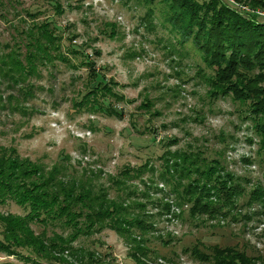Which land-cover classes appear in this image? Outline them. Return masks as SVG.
Here are the masks:
<instances>
[{
	"label": "rangeland",
	"instance_id": "1",
	"mask_svg": "<svg viewBox=\"0 0 264 264\" xmlns=\"http://www.w3.org/2000/svg\"><path fill=\"white\" fill-rule=\"evenodd\" d=\"M173 1L0 0V55L24 59L29 29L42 22L60 37L46 48L52 60L37 62L20 86L0 77V146L45 171L60 166L121 205V218L139 222L91 228L70 242L82 256L65 257L71 264H264V107L256 101L264 61L244 74L253 77L248 98L221 91L217 65L184 36L189 11L180 18ZM220 1L264 23V0ZM91 67L97 80L88 78ZM97 82L106 84L98 87L102 109L91 111L83 96ZM29 87L31 96H21ZM109 107L121 116L108 115ZM202 182V201L214 212L192 210ZM223 184L235 190L233 202ZM26 211L0 204V215ZM84 213L76 218L82 228L91 221ZM0 264L25 263L0 253Z\"/></svg>",
	"mask_w": 264,
	"mask_h": 264
},
{
	"label": "trees",
	"instance_id": "2",
	"mask_svg": "<svg viewBox=\"0 0 264 264\" xmlns=\"http://www.w3.org/2000/svg\"><path fill=\"white\" fill-rule=\"evenodd\" d=\"M173 2L179 6L175 9L181 13L180 18L187 19L182 14L187 15L185 10L189 11V21H187L189 25H185L187 28L184 29V36L187 37L188 34L204 58L210 59L204 60L205 62L217 65L215 84L221 91L230 88L231 92L239 94V98L244 100L243 95L248 98L251 93L245 82H251L253 77L247 78L244 74L264 61V23L258 22L254 16L242 17L235 11L228 10L220 0H174ZM49 26H51L50 22L46 21L33 25L29 29L30 40L25 46V49L29 51L24 59H19V56L15 59V55L10 53L5 56L0 55V77L9 78L11 86L24 83L28 75L36 72L37 62L52 60L49 59L51 53L46 48L53 40H60V37L55 35L56 27H53L52 31L48 29ZM72 50L76 54L81 52V49L75 47ZM31 52H35L34 55ZM35 54H39L43 59H35ZM63 56V53L58 55L61 62L62 59L65 62ZM97 77V72L94 67H91L88 78L94 81ZM232 77L235 80L232 81ZM96 84L95 88L88 90L83 96L91 98L92 103L89 107L91 111L102 109L99 106L101 98L99 100L98 98L103 94L101 95L98 87L100 85L103 89L106 84L101 82ZM30 90V87L24 89L21 92L23 94L20 93V95L31 96ZM13 98L12 95L7 96L8 101ZM256 98V101L264 107V93L258 94ZM105 110L108 115L118 117L122 114L110 107ZM256 113L258 112L254 111L251 114ZM256 124H264V121L261 124L256 122ZM182 157L183 162L187 163V157ZM205 174L200 173L202 178ZM68 176L70 175L64 173L60 166H54L49 171H45L35 163L18 157L13 148L7 149L0 146V204L12 201L27 210L23 215L12 213L0 215V253L17 257L25 264H71L65 257L72 256L80 260L82 256L78 255V252L75 253L70 242L79 236L90 235L91 228L96 230L110 227L117 231L123 229L120 225L122 223H139L121 218L125 213L121 205H115L104 194H94L90 189L92 187L83 183L81 179H68ZM209 179L210 177L207 182ZM198 187L192 210L204 213L214 212L212 204L202 201L203 197L208 196L205 192L206 184L202 182ZM227 188L225 184L221 186L224 192L222 196L226 202L230 203L233 202L236 194L233 188ZM182 193L184 196H187V193L192 196L188 189L187 192L186 189L182 190ZM200 208L202 211L199 210ZM82 212H85V217L91 220L87 221V228H82L83 224L80 225L76 219L83 215ZM105 219L110 221H104ZM31 224H38L42 229L36 232ZM50 227L72 228L74 232L64 236L62 232L57 233L52 230L48 235L46 229ZM23 250L28 253H21ZM229 253L233 254V252ZM235 259L237 258L226 259L225 263L235 264Z\"/></svg>",
	"mask_w": 264,
	"mask_h": 264
}]
</instances>
